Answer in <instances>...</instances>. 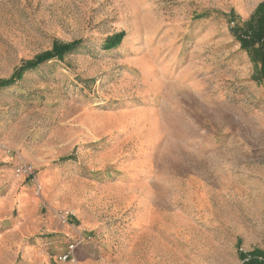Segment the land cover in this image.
I'll list each match as a JSON object with an SVG mask.
<instances>
[{
    "label": "rangeland",
    "instance_id": "374dc122",
    "mask_svg": "<svg viewBox=\"0 0 264 264\" xmlns=\"http://www.w3.org/2000/svg\"><path fill=\"white\" fill-rule=\"evenodd\" d=\"M263 1L0 0V264H264Z\"/></svg>",
    "mask_w": 264,
    "mask_h": 264
},
{
    "label": "trees",
    "instance_id": "16d2710c",
    "mask_svg": "<svg viewBox=\"0 0 264 264\" xmlns=\"http://www.w3.org/2000/svg\"><path fill=\"white\" fill-rule=\"evenodd\" d=\"M252 17L254 19L253 23H250V37H241L237 38L240 45L245 49H251L255 52L258 57L261 59V63L264 65V1L258 5L256 11ZM120 36L108 38L106 40L105 48L109 49L119 44ZM260 44L259 48H256V44ZM76 44L71 46H54L52 50L35 57L31 61L24 62L20 65L17 70L12 74L8 80H0V89L7 88L11 86L14 82L19 80L24 72L36 69L39 65L44 64L52 59L62 60L63 56L69 53ZM259 251H255L252 254L251 259L243 262L242 264H262L256 259L257 255H261Z\"/></svg>",
    "mask_w": 264,
    "mask_h": 264
},
{
    "label": "crops",
    "instance_id": "0c3cea01",
    "mask_svg": "<svg viewBox=\"0 0 264 264\" xmlns=\"http://www.w3.org/2000/svg\"><path fill=\"white\" fill-rule=\"evenodd\" d=\"M9 158L6 156V155H1L0 154V163L2 162V163H4L3 161H6V160H8ZM15 162H17V160L15 161ZM6 176H8V174L6 173ZM19 178H14L13 176H11V174H10V181L12 182L11 183V188L12 187H15L17 184H20L21 182H19V180H18ZM13 184V185H12ZM10 188V189H11ZM19 202H30V203H32L33 204V206H36L37 205V203H38V201H39V198H37L36 197V195H35V192H34V190H33V187H31V188H27V191H26V193H24L23 195H21V196H19V197H17L16 198ZM50 199V198H49ZM52 210H54V209H52ZM55 221V220H54ZM56 222V221H55ZM58 224V223H57ZM57 228H59L60 230H67V232L68 231H70L71 232V230L69 229V227H67V226H64V225H61V224H58V227ZM37 247H40V245H37ZM41 247H44V245H41ZM47 247V246H46ZM46 247H44V249H42V248H40L38 251H36L35 253H36V256H37V258H42L46 263L47 262H49V255H48V252H47V249H46ZM34 251H35V249L32 251V253H34ZM47 264H50V262L49 263H47ZM60 264H67V263H60ZM80 264H94V263H92V262H90V261H88V260H84V261H81L80 262ZM103 264H109V263H103Z\"/></svg>",
    "mask_w": 264,
    "mask_h": 264
},
{
    "label": "built area",
    "instance_id": "2783aa9c",
    "mask_svg": "<svg viewBox=\"0 0 264 264\" xmlns=\"http://www.w3.org/2000/svg\"><path fill=\"white\" fill-rule=\"evenodd\" d=\"M15 172H16L17 176H21L25 179L34 180V178H35L34 170L28 164H21L20 166L17 167ZM66 214H68V213H66ZM82 242H83V240H81L80 242L68 245L67 246V252L59 257V261H61V262H66L68 260L72 261L71 254L73 253V251L75 250L77 245L81 244ZM88 244H90V243H88Z\"/></svg>",
    "mask_w": 264,
    "mask_h": 264
}]
</instances>
